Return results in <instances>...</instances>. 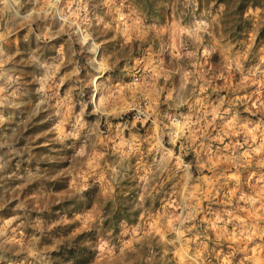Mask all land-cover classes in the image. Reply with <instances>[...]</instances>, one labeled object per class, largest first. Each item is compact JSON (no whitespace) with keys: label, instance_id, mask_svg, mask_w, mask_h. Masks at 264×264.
Returning <instances> with one entry per match:
<instances>
[{"label":"rangeland","instance_id":"rangeland-1","mask_svg":"<svg viewBox=\"0 0 264 264\" xmlns=\"http://www.w3.org/2000/svg\"><path fill=\"white\" fill-rule=\"evenodd\" d=\"M208 3L0 0V264H264V1Z\"/></svg>","mask_w":264,"mask_h":264},{"label":"trees","instance_id":"trees-1","mask_svg":"<svg viewBox=\"0 0 264 264\" xmlns=\"http://www.w3.org/2000/svg\"><path fill=\"white\" fill-rule=\"evenodd\" d=\"M129 3L133 4L141 11L145 13H153L159 20L164 19L166 15L167 5L169 0H127ZM205 4H208L209 0H202ZM216 4H223L226 8L231 9L230 16L232 17L233 23L237 24L238 30L245 31L243 29L247 28V20L244 19V12L247 8L251 7H261L264 0H213ZM246 26L243 28V26ZM264 38V25L259 29L256 40ZM84 195L90 194V190L84 191ZM131 222L134 221L130 217V214L126 216H119L117 209L105 216L101 223L102 228L106 230H111L115 233L118 229L120 222ZM94 231H84L72 238V240L61 245L58 250L52 252L53 257L58 258L61 262L69 264H88L90 263L96 254V251L87 245V242L93 239Z\"/></svg>","mask_w":264,"mask_h":264},{"label":"crops","instance_id":"crops-1","mask_svg":"<svg viewBox=\"0 0 264 264\" xmlns=\"http://www.w3.org/2000/svg\"><path fill=\"white\" fill-rule=\"evenodd\" d=\"M133 5V4H132ZM134 6V5H133ZM192 8H191V10H190V12L194 9V10H196V12H198V13H200V12H202V11H207L208 9H209V3L208 4H205L202 0H197V5H195V6H191ZM135 8H137L136 6H135ZM139 11H141L139 8H137ZM180 9H182L181 7H180ZM143 14L145 13V12H143V11H141ZM192 13V12H191ZM222 14V13H221ZM145 15V14H144ZM149 17V16H148ZM222 18V17H221ZM150 20H152L151 18H149ZM156 19V18H155ZM172 19H179V20H185V18H183V16L182 15H179V13H176V12H172V8L169 6V5H167V11H166V15H164V19L163 20H158V21H161V22H164V21H171ZM144 37V34H141V37H140V39H142ZM101 63L102 64H104V65H107L108 67H111V65L109 64V63H107L104 59H101ZM144 64V63H143ZM150 63L149 62H147L146 64H144V65H146V66H149V69H150V65H149ZM149 84V87L152 89V87L155 85V82H153V81H151V82H149L148 83Z\"/></svg>","mask_w":264,"mask_h":264}]
</instances>
